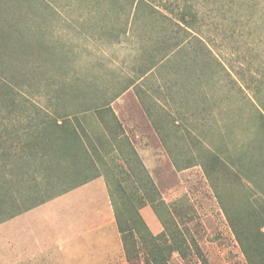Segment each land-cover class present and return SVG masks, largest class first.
Masks as SVG:
<instances>
[{
    "label": "rangeland",
    "instance_id": "374dc122",
    "mask_svg": "<svg viewBox=\"0 0 264 264\" xmlns=\"http://www.w3.org/2000/svg\"><path fill=\"white\" fill-rule=\"evenodd\" d=\"M134 83L151 117L97 114ZM260 115L264 0H0V220L97 165L162 227L114 264H264Z\"/></svg>",
    "mask_w": 264,
    "mask_h": 264
},
{
    "label": "crops",
    "instance_id": "0c3cea01",
    "mask_svg": "<svg viewBox=\"0 0 264 264\" xmlns=\"http://www.w3.org/2000/svg\"><path fill=\"white\" fill-rule=\"evenodd\" d=\"M135 86V83L131 84L118 96L105 101L109 104L96 108L97 114L102 111L100 117L108 115L119 122L122 114L134 118L151 117V110L143 105L144 99L133 93ZM134 132L141 133L142 129L137 128ZM151 132L161 135L164 131L160 127L158 132L154 128ZM158 140L164 149L161 137ZM86 165L90 168L87 162ZM143 166L147 168L145 162ZM45 167L33 176L37 175L40 180L45 176L41 181L43 184L49 177V181H54V192L47 199L0 220V264L117 262L123 246L103 172L95 165L83 179L74 181L70 178L69 184L63 187L62 176L67 174V170L62 169L64 163L47 161ZM72 168L69 174H75ZM139 214L151 234L156 236L161 232L162 227L150 206L140 209Z\"/></svg>",
    "mask_w": 264,
    "mask_h": 264
},
{
    "label": "trees",
    "instance_id": "16d2710c",
    "mask_svg": "<svg viewBox=\"0 0 264 264\" xmlns=\"http://www.w3.org/2000/svg\"><path fill=\"white\" fill-rule=\"evenodd\" d=\"M186 27L190 28L188 26H186ZM260 118L264 122V117L262 115H260ZM61 125H62V123L59 124V126H61ZM72 132H74V131L72 130L71 133ZM73 140H75V138ZM45 156H47V155L43 154L42 157H45ZM262 164H263V162H262ZM0 184H1V182H0ZM1 202H2V198L0 196V205H1ZM113 209H114V215H115L117 228H118V231H119L120 237H121L123 250H124L126 259L128 261H130L132 259V257H131L132 249L130 247L134 246V245L130 244V239H133V230L136 229L137 232H140V231L146 232V234L151 239H155V236L150 234L151 232L149 231L146 224L144 223L142 217L139 214V211H133L131 213L128 212V214H127L128 216H126L124 220H121L120 214L118 213L117 209L114 208V206H113ZM244 249H245V252L248 253L249 247L247 245H245ZM179 253L183 259L186 258L187 255H186V253H184V251L179 250ZM255 264H258V263H255Z\"/></svg>",
    "mask_w": 264,
    "mask_h": 264
}]
</instances>
